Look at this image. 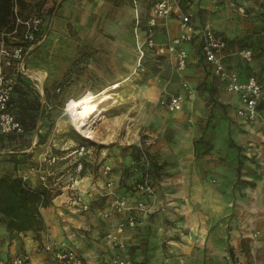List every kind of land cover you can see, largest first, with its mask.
I'll use <instances>...</instances> for the list:
<instances>
[{"label": "crops", "instance_id": "1", "mask_svg": "<svg viewBox=\"0 0 264 264\" xmlns=\"http://www.w3.org/2000/svg\"><path fill=\"white\" fill-rule=\"evenodd\" d=\"M46 3L51 17L48 14L45 20V36L28 48L25 74L39 89L41 102L45 100V116L38 121L32 136L37 143L42 137L40 144H51L57 138L58 142L50 147L53 150L59 145L58 156L64 159V165L55 173L57 180L53 171L41 167L25 172L31 186L54 190L53 186L59 184V191L53 192L51 204L42 208L46 226L37 232L39 237L33 239V230L20 233L13 241L4 237L0 255L12 261L21 251H30L27 264H67L52 251L37 250L38 245L52 241L73 246L90 264H121V258H129L133 264H264V118L246 122L237 115L240 94L229 90L215 75L198 38L184 43L189 53L184 70L177 69L175 54L149 50L146 59L159 60L162 69L143 84L135 112L129 113V118H121L120 123L124 124L120 128H113L112 124L119 123L114 114L124 112L115 108L120 97L106 103L105 116L99 122L101 143L113 142L120 136L121 143L124 137L128 138L127 143H138L140 134L147 133L151 141L140 149L151 154L156 164L165 166L158 177L153 169L156 194L150 210L141 211L136 226L124 231L126 246L116 249L111 245L108 231L128 211L106 216L105 210L115 196L127 195L132 199V193L122 194L114 179L115 191L111 194L105 166L111 164L121 169L125 162L112 147L104 146L103 159L93 157L99 164L103 162L101 179L94 178L93 168L87 163L86 170L78 174L77 184L72 178L67 183L59 182L67 173L71 177L76 174V166L71 172L68 165L83 141L72 118L66 117L65 112L54 116V112L66 110V100L88 91L100 98L106 89L115 93L126 87V80L138 68L139 38L145 36L153 0ZM183 5L194 12L198 25H210L228 39L226 62L230 68L242 78L256 74L264 85V0H183ZM181 30L177 15L162 19L156 28L157 41L164 43ZM245 47L253 48L252 61L240 53ZM162 74L169 79L161 78ZM185 80L190 83L192 95L186 97L179 109L169 110L161 103V97L188 93L183 86ZM261 107L264 112V103ZM94 146H88L87 153L93 152ZM49 151L47 145L42 152L45 159ZM257 159L258 163L253 164ZM240 163V178L244 179V166H250L246 179H254L255 187L236 185ZM47 177H54L55 183L49 186ZM79 192L90 206L92 198L103 195L105 208L101 217L76 202ZM169 202L175 204V209L172 214L167 213L180 222L181 232L164 221L168 216L165 207L173 208ZM175 233L178 238L171 236Z\"/></svg>", "mask_w": 264, "mask_h": 264}, {"label": "built area", "instance_id": "2", "mask_svg": "<svg viewBox=\"0 0 264 264\" xmlns=\"http://www.w3.org/2000/svg\"><path fill=\"white\" fill-rule=\"evenodd\" d=\"M172 15L179 17L182 30L179 34L171 36L168 41L160 43L157 41L156 28L162 19H167ZM19 24L25 25L24 41L8 43L4 40L0 46V134L25 132V126L9 108V102L15 90L18 72L25 73L26 71L25 58L28 51L26 42L33 41L38 37L44 25V18L39 14L32 15L27 19L18 17L17 25ZM17 31L18 27L15 28L14 32ZM196 38L200 40L203 54L207 61L212 64L215 75L227 84L229 90L240 94L241 103L237 107V115L246 122L263 119L264 112L261 105L264 103V85L260 78L256 74H250L246 78H242L237 70L228 66L226 62V51L229 48L228 39L210 25H198L194 12L185 9L183 0H153V13L147 21L145 36L139 38L138 67L144 65L149 50H155L157 54H175L177 57V69L184 70L188 66L189 57L184 43ZM240 53L247 60H252L254 57V50L251 47L242 48ZM183 86L188 89V93L164 94L161 97V103L169 110L179 109L186 97L188 95L191 96L193 93L187 80L184 81ZM87 150L88 146L81 144L77 149L78 156H84ZM142 154L147 168L142 179L138 181L137 186L140 191L145 192L152 198L156 194V187L150 170L151 160L146 150H143ZM49 160L54 162L57 160V156H52ZM84 165L85 163L81 159L76 163V174L71 177L74 184L79 181L78 174L83 171ZM111 171L112 165L107 164L105 172L110 174ZM107 184L111 188L110 193L113 194L115 191V180L110 177ZM75 200L84 209H88L90 206L84 202L81 192L75 196ZM148 210H150L149 198L131 200L127 195H117L111 199L105 210L106 216L112 213L128 211V215L108 231V240L114 248H124L126 246V240L123 238L124 231L128 227L136 226L139 213ZM257 235L258 233L255 234V236ZM37 250L52 251L58 260L67 264H90L73 246L66 242L54 243L48 241L38 245ZM30 257V251H21L14 256L12 261L0 259V264H27ZM120 263L133 264L129 258H121Z\"/></svg>", "mask_w": 264, "mask_h": 264}, {"label": "trees", "instance_id": "3", "mask_svg": "<svg viewBox=\"0 0 264 264\" xmlns=\"http://www.w3.org/2000/svg\"><path fill=\"white\" fill-rule=\"evenodd\" d=\"M46 1L47 0H44L42 4H45ZM24 2V0H0V46L4 40L14 43L15 40L12 37H16L20 32L24 34L25 25H17L18 17L23 19L30 17L21 13ZM36 14L44 18V25L38 37L33 41H28L31 44L44 37L47 30L45 20L49 18L48 14H50L51 17L49 7ZM16 27H18V31L14 32ZM146 60L143 66H145ZM9 108L25 126L24 133L13 132L0 134V150L9 149L11 151L0 153V156H3V158H0L2 160L0 161V164H2L0 167V232L7 230L6 233H8L13 241L24 231L33 230L40 232L45 229L46 219L42 212V208L48 207L51 204L54 194L51 188L41 189L31 186L25 178V168L29 163V155L31 153L26 151L20 152V149H22L21 146L26 145L23 142V137L33 134L38 126L41 113V93L34 81L24 72L20 71L17 74L15 90L10 99ZM45 112L44 108V116ZM75 131L82 139L83 144L91 146L95 143L90 137L80 134L77 130ZM43 141L44 139L41 137L38 143ZM17 146L20 147L18 148ZM99 146L102 147L104 145ZM129 148H131L134 163L120 170L118 167H112V171L108 175L117 180L118 190L122 194H126V192L132 193L131 200L149 198L151 203L153 196L150 198L145 192L140 191L137 186L138 181L142 179L147 168L143 160L142 150H138L136 145H131ZM122 153L124 152L122 151ZM88 154L89 152H86L84 156L78 157L77 159V162L81 159L85 163L83 172L86 170V165L88 163ZM148 155L151 160L150 170L153 173L152 166L159 165L156 164L149 153ZM241 167L242 164L240 163L239 180H242L240 175L243 174ZM117 175L118 177H116ZM1 239L2 238H0V243ZM233 252L232 248L231 253L233 254ZM0 258L4 259L6 257L5 255H0Z\"/></svg>", "mask_w": 264, "mask_h": 264}, {"label": "rangeland", "instance_id": "4", "mask_svg": "<svg viewBox=\"0 0 264 264\" xmlns=\"http://www.w3.org/2000/svg\"><path fill=\"white\" fill-rule=\"evenodd\" d=\"M24 1L25 2L23 3V7H22L21 13H23V15H25L27 17L31 16L33 14H36V13H40V11H42L43 9L46 10L47 7H48L46 5L47 3H45V2H44L45 4H42L44 0H24ZM12 38L15 40V42L24 41V37H23L22 32H20L16 37L13 36ZM7 42L11 43V41H7ZM26 43L28 44V46H32V44L30 42H26ZM138 53H139V51H138ZM136 56H138V54H136ZM253 59H254V57L252 58V60ZM252 60H248V61H252ZM75 62H77V61L75 60ZM162 66H163L162 62H160L159 60L147 59L146 63H145V66L138 67L136 69L135 73L126 80V87L123 88V90H119V91L116 90L115 93L113 91H111V93L113 92L112 95L116 97L114 102H116V100H118L119 97H120L119 99L121 100L120 103H118L119 105L117 107H115V108H117L116 110L117 111L118 110L119 111L124 110V112H122V113L119 112L120 114H117L118 112H116L114 114L113 118L115 120H118L119 123H112L114 125L113 128H115V127L116 128H120L119 126H122V124H124V123H122V124L120 123L121 122L120 121L121 118L126 119V117H128L129 113H131V115H132L135 112L134 110L138 106L136 102L139 100L140 95L142 94V92L144 91V88H145V86L143 84H146L151 79L150 78L151 76H154L155 74L159 73L160 70L162 69ZM27 67H28V65L26 64V68ZM13 70H16V69H13ZM72 71L74 72V70H72ZM166 77H167V75L165 76L163 74L161 76V78H166ZM168 79L169 78L167 77V80ZM165 82H166V80H164V84H165ZM67 101H69V100H66L63 103L64 107H67ZM43 104H45V100H44V103L41 102V107H42ZM147 108L149 110V107H147ZM116 110H112V111H116ZM62 112H65V116L66 117L71 118L69 112L67 111V109L65 110V108L64 109H60V111H58V112H54V116L59 114V113H62ZM117 117H119V119H116ZM43 118H44V115H42V117L39 116V120L43 119ZM56 125H57V122L55 123V126ZM100 129H101V126L98 124L97 127H96V131H95L93 136H87V135L83 134L82 132L78 131V132H80V134H83L84 136L90 137L95 142V143H93L95 145L94 146L95 150L93 152L89 153L88 156H87L88 164H89L90 167L93 168V172L96 175L94 177L95 179H101L99 177H100V175H102V173H104L103 168H102L103 162L101 161L100 164L98 162V160H102L103 159L102 156L105 155V153L103 152V150H105V149L104 148L102 149V147H104V146L112 147V150L114 152H116L115 153L116 156H118V158L119 157L122 158L123 162H125V165L122 168H126L128 165H131V164L134 163V158L132 157L131 148H129V146L136 145L138 147V150H139L148 141L149 142L151 141L150 140L151 138L147 137V133H141L140 136H139V142L138 143H134V142L133 143H127L128 138L125 139V137L122 138V139L125 140L124 143H121L120 142L121 136H120L119 139L118 138L114 139L113 142H111L112 140H110V141L104 140L105 143L103 144V143H101L103 141H101L102 138H101L100 132L102 130H100ZM122 129H123V127H121L120 130H122ZM126 133H127V130L124 133L127 136L128 133L127 134ZM33 134L23 137V142L26 145L21 146L22 149H20L21 150L20 152H24L22 150H25L26 152L31 153L29 155V163L26 165V168H25L26 169L25 170L26 174H28L27 172H29L30 169H32L34 167H39V168L41 167L42 170L46 169V170H49L51 172L53 171V175H54L55 179L57 180V177L55 176V173H58L59 172V168L64 165V159L61 158V156H58L60 154V151L57 150V149H59V147H58L59 145L54 146L53 150L50 147V146H53L52 145L53 142H55V141L58 142L57 138H54L52 140L51 144H47L48 142L44 143V144H40L41 142L37 143V138H35V140H34V138L32 136ZM71 143L72 142L69 141V145ZM33 145H34V148H32ZM47 145H48L50 151L47 154L46 159H45V155H43L42 152L45 150V147ZM99 145H104V146H102V147L97 149V147H99ZM17 147L19 148L20 146H17ZM8 151H10V150L9 149H1L0 153L1 152H5L6 153ZM122 151L124 153H122ZM52 156H57V160L54 161V162H51L49 160V158L52 157ZM71 157H72V161L69 163L68 166H70L72 168L71 169V172H72L73 168L76 166V162H77V159L79 157L78 156V152H73ZM93 157L97 158L98 160L95 161V158H93ZM245 157L248 158V161L252 160V157L251 158L247 157V156H245ZM0 158H3V156H0ZM68 158H70V157H68ZM0 161H2V160L0 159ZM256 163H258V159H257V161L253 162V164H256ZM158 165L159 166H156V165H154V167L152 166V168L154 169V174L157 177H158L159 174L163 173L162 168L165 167L162 163H160ZM1 166H2V164H0V167ZM249 167L250 166H248V167H246V165L244 166V175H243L244 179H242L243 181L242 180H237L236 181L237 182L236 185L239 184L241 186L240 188H244L247 185H250V187L252 188V187H255L257 185V182L254 179H250V180L246 179L247 178L246 175H248V173L250 171ZM40 173H43V171L42 172L40 171ZM70 174L71 173H67V175L62 177V179L59 182H61V183H63L64 181H66V183L69 182V180L71 179V175ZM53 175H51V176H53ZM54 177H51V178L47 177L46 178V181L49 183V186H51V182L53 184L55 183L56 180L55 179L53 180ZM58 185L59 184L53 186V189H54L53 192L54 193L59 191ZM168 205H169V207L173 206V208H169L168 209L167 207H165V210H166L165 212L166 213L169 212L170 214H172L174 212V209H175V206H174L175 204H173L172 202H169ZM104 208H105V199H104L103 195L102 196L100 195V196H98V198H92L91 206H90L89 209H86V211H89V212L92 211L93 213L98 214V216L101 217L100 214H103ZM169 213H167L168 216L165 217L166 218V220H164L165 223H167V225H172L173 227H177L176 229L181 232V229H179V228H182V225L180 224V222L178 220H175L173 217L171 218ZM33 235H34L33 239H35L36 237H39L37 232L36 233L34 232ZM7 236H9V235H8V233L5 232V230H4V232H0V238H4V237H7ZM171 236L175 237V238L179 237L178 234H176V233L171 235ZM167 238H169V235H167Z\"/></svg>", "mask_w": 264, "mask_h": 264}, {"label": "bare ground", "instance_id": "5", "mask_svg": "<svg viewBox=\"0 0 264 264\" xmlns=\"http://www.w3.org/2000/svg\"><path fill=\"white\" fill-rule=\"evenodd\" d=\"M118 83L114 84L117 86ZM99 94L88 91L79 97H72L67 104V110L72 118L73 124L78 131L87 136H93L96 127L106 113V103L115 100L108 89Z\"/></svg>", "mask_w": 264, "mask_h": 264}, {"label": "water", "instance_id": "6", "mask_svg": "<svg viewBox=\"0 0 264 264\" xmlns=\"http://www.w3.org/2000/svg\"><path fill=\"white\" fill-rule=\"evenodd\" d=\"M44 103V102H43ZM43 112H44V104L42 105V107H41V113H40V117H42V115H43Z\"/></svg>", "mask_w": 264, "mask_h": 264}]
</instances>
